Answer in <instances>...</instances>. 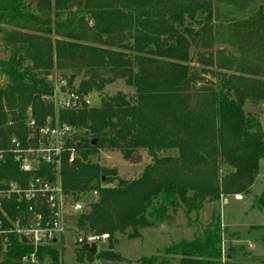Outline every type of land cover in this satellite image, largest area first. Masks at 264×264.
<instances>
[{
	"label": "trees",
	"instance_id": "16d2710c",
	"mask_svg": "<svg viewBox=\"0 0 264 264\" xmlns=\"http://www.w3.org/2000/svg\"><path fill=\"white\" fill-rule=\"evenodd\" d=\"M254 2L0 0L2 44L10 52L0 60V149H9L13 139L37 148L30 120L39 128H72L58 168L42 164L24 174L8 154L0 162V186L24 188L44 177L60 178L75 201L97 192L75 227L108 235L110 251L115 235L131 231L129 239L139 238L162 221L168 206L182 205L190 216L206 202L250 195L264 159V131L244 107L247 100L264 102V4L229 23L218 20L217 6L248 10ZM56 72L65 90L78 96L71 108L55 105ZM116 81L135 93L107 95L105 88ZM93 93L101 94L98 107L88 104ZM103 151L125 158L146 151L153 163L137 180L125 181L93 161ZM253 206H264V193ZM2 207L0 264H32L33 257V264H65L60 240L37 246L17 233L16 222L25 228L29 219L25 203L14 196ZM202 234L139 263L235 264L219 249L220 225ZM76 245V264L93 259Z\"/></svg>",
	"mask_w": 264,
	"mask_h": 264
},
{
	"label": "rangeland",
	"instance_id": "374dc122",
	"mask_svg": "<svg viewBox=\"0 0 264 264\" xmlns=\"http://www.w3.org/2000/svg\"><path fill=\"white\" fill-rule=\"evenodd\" d=\"M260 4H264V0H255L254 5L248 10L238 8L236 10L221 4V6H217L218 20L229 23L238 19H247L253 9ZM2 32L1 30L0 60L6 61L10 52L2 44ZM208 79L211 77L209 76ZM80 80V77L76 79L75 88L78 87ZM4 83L5 78L0 75V84ZM65 85L66 82L62 79V74L56 72L54 76V87L57 91L54 99L56 106L61 98L68 93L58 91ZM105 89L107 95L117 93L133 95L135 93V90L128 87L123 81L109 84ZM100 102L101 94L98 93H93L88 99V104L92 107H98ZM244 109L248 115L258 118L264 131V102L247 100ZM135 155L138 156L137 159H134ZM93 161L99 162L103 167L115 169L118 171L119 179L125 181L137 180L143 174L144 169L153 163L146 151H139L130 158H125L118 151H103L95 156ZM259 166V176L250 195L233 196L218 202H206L203 209L190 216L186 215L182 205L168 206L162 221L157 222L154 227L140 231L139 238L129 239L127 235L131 231L126 235L117 234L113 251H110V239L102 241L98 244V255H92L93 259H87L83 264H140L139 261L142 259L163 256L165 249L175 244L196 240L211 225H220L223 242L219 249L222 251L224 260L229 254H232L235 264H262L264 262V206L257 209L253 203L255 196L260 197L264 193V159L260 161ZM77 217L74 214H69L67 237L64 241L60 240L59 248L65 264H76V244L79 235V230L75 227ZM108 252L119 254L124 260L113 261L108 256Z\"/></svg>",
	"mask_w": 264,
	"mask_h": 264
},
{
	"label": "built area",
	"instance_id": "2783aa9c",
	"mask_svg": "<svg viewBox=\"0 0 264 264\" xmlns=\"http://www.w3.org/2000/svg\"><path fill=\"white\" fill-rule=\"evenodd\" d=\"M78 96L75 93H67L58 103L59 108L68 109L77 103ZM32 130L29 138L39 136L37 148L29 146L24 148L17 139L12 140L9 149H0V162H5L6 156L12 155L20 164V170L24 174L35 172L40 165H53L59 167L61 163V153L65 139L72 133V128L67 124H57L55 127L46 125L39 128L34 120L29 121ZM73 156V154H72ZM74 157V156H73ZM98 193H93L89 201L96 199ZM16 196L19 202L25 203L28 208L29 219L25 228L17 223V233L20 237H25L35 245H43L53 239L61 240L67 237V225L69 214L79 216L87 209V198H80L75 201L62 189L60 178L54 180L44 177H35L30 180L26 187L17 184H9L6 187L0 186V210L3 209V202ZM46 209V210H45ZM1 232V231H0ZM108 235H91L79 231L77 244L93 245L108 240ZM27 260V258H25ZM35 258L31 263H35Z\"/></svg>",
	"mask_w": 264,
	"mask_h": 264
},
{
	"label": "water",
	"instance_id": "95a60500",
	"mask_svg": "<svg viewBox=\"0 0 264 264\" xmlns=\"http://www.w3.org/2000/svg\"><path fill=\"white\" fill-rule=\"evenodd\" d=\"M60 91H62V93H67V91L65 90V88L64 87H61L60 88ZM97 140H94L93 141V146H95V144H97ZM138 158V156H134V159H137ZM163 228H165V226H163ZM22 239H23V241L25 242V243H27L28 242V240L25 238V237H22ZM82 249L84 250V251H86L87 253H89V254H91V255H93V256H96V255H98V246L96 245V244H93V245H83L82 246Z\"/></svg>",
	"mask_w": 264,
	"mask_h": 264
}]
</instances>
